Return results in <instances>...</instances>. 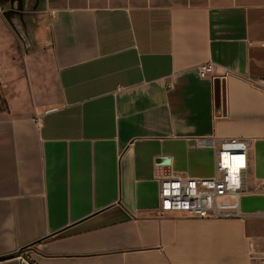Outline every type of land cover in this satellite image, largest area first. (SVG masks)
<instances>
[{
	"label": "crops",
	"instance_id": "crops-1",
	"mask_svg": "<svg viewBox=\"0 0 264 264\" xmlns=\"http://www.w3.org/2000/svg\"><path fill=\"white\" fill-rule=\"evenodd\" d=\"M0 19V264H254L263 195L196 218L161 212L160 183L213 177L205 141L237 138L264 187V0H0Z\"/></svg>",
	"mask_w": 264,
	"mask_h": 264
},
{
	"label": "built area",
	"instance_id": "built-area-1",
	"mask_svg": "<svg viewBox=\"0 0 264 264\" xmlns=\"http://www.w3.org/2000/svg\"><path fill=\"white\" fill-rule=\"evenodd\" d=\"M199 74L202 79L220 78L213 63L202 65ZM228 74L226 72L221 78H226ZM255 84L264 90V80ZM205 145L215 151L214 176L208 179L173 177L161 181V212L182 213L196 218L245 219L240 211L241 199L247 195L264 196V187L254 192L248 189L251 142L237 138L223 141L208 139ZM261 217L264 219V214ZM252 260L254 264H264V253H253Z\"/></svg>",
	"mask_w": 264,
	"mask_h": 264
},
{
	"label": "rangeland",
	"instance_id": "rangeland-1",
	"mask_svg": "<svg viewBox=\"0 0 264 264\" xmlns=\"http://www.w3.org/2000/svg\"><path fill=\"white\" fill-rule=\"evenodd\" d=\"M3 24V20L0 19V24ZM3 35H7L6 40L7 46L10 48V55H12L13 63L20 62V56H24V51L22 46H20V42L13 36L11 29L9 28ZM12 47V49H11ZM6 88H3L0 83V109L5 107V100H4V91ZM259 253V252H257Z\"/></svg>",
	"mask_w": 264,
	"mask_h": 264
},
{
	"label": "water",
	"instance_id": "water-1",
	"mask_svg": "<svg viewBox=\"0 0 264 264\" xmlns=\"http://www.w3.org/2000/svg\"><path fill=\"white\" fill-rule=\"evenodd\" d=\"M19 256H21V253L17 254V255L14 256V257H19ZM10 258H13V257H4V258H0V262H1V261H4V260H6V259H10Z\"/></svg>",
	"mask_w": 264,
	"mask_h": 264
}]
</instances>
